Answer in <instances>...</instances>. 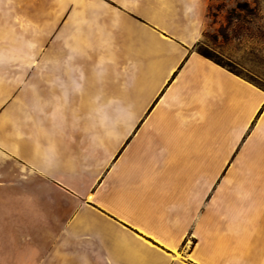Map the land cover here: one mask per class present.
<instances>
[{"label":"crops","instance_id":"crops-1","mask_svg":"<svg viewBox=\"0 0 264 264\" xmlns=\"http://www.w3.org/2000/svg\"><path fill=\"white\" fill-rule=\"evenodd\" d=\"M207 6L0 0V22L25 24L26 43L0 34V264H264V92L194 50ZM122 34H151L173 55L148 101L114 77L142 61ZM185 72L174 116L215 115L206 166L227 169L214 188L203 171L189 183L146 167L138 132Z\"/></svg>","mask_w":264,"mask_h":264},{"label":"rangeland","instance_id":"rangeland-1","mask_svg":"<svg viewBox=\"0 0 264 264\" xmlns=\"http://www.w3.org/2000/svg\"><path fill=\"white\" fill-rule=\"evenodd\" d=\"M0 34L5 37L9 34H20L17 46L26 45L21 37L25 36V24L0 22ZM120 38L126 42L123 45L130 47L132 51H141L142 61L140 67L138 58L131 56L129 60H125L124 68L115 70L114 77L129 82L125 88L129 89L132 96L148 101L158 89L166 73V66L171 63L173 55L168 43L151 34H126V37L122 34ZM6 41L4 38V42ZM194 50L208 53L224 69L232 70L236 73L234 75L264 92V0H208L203 33ZM82 61L86 63L85 59ZM185 75L186 72L181 74L170 92L161 98L149 121L138 132L141 140L146 142V167L150 172L162 174L163 180L184 175L185 178H190L189 183L193 176L203 171L202 174L210 176L214 188L227 169L225 166H206L216 159L214 155L217 154V148L214 144H221L218 135L210 130L203 131V128L213 125L215 115L205 114L208 123L206 119L204 122H193L190 118L183 121L182 118L174 116L178 103L172 100V95L174 92L184 95L187 89ZM218 117L221 125L234 121L225 116ZM166 128L169 134L166 144L161 145L155 139L156 133ZM178 129L183 133H177ZM224 130L227 132V126ZM222 135H225V131ZM171 150L172 154L169 156L166 151ZM162 160L172 163L161 166ZM182 162L193 163L194 167ZM188 240L192 244L193 241L190 238Z\"/></svg>","mask_w":264,"mask_h":264},{"label":"trees","instance_id":"trees-1","mask_svg":"<svg viewBox=\"0 0 264 264\" xmlns=\"http://www.w3.org/2000/svg\"><path fill=\"white\" fill-rule=\"evenodd\" d=\"M195 46H196V45H195ZM196 52H197L199 55L203 56L204 58L209 59V60H211L212 62H214V63H216V64H218V65L224 67L219 61L213 59L208 53H206V52H204V51H201V50H197ZM226 69H227V68H226ZM227 70L230 71V72H232V73H234V72H233L232 70H230V69H227ZM234 74H236V73H234Z\"/></svg>","mask_w":264,"mask_h":264}]
</instances>
